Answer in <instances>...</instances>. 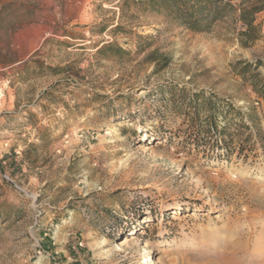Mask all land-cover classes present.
I'll use <instances>...</instances> for the list:
<instances>
[{"label":"rangeland","instance_id":"374dc122","mask_svg":"<svg viewBox=\"0 0 264 264\" xmlns=\"http://www.w3.org/2000/svg\"><path fill=\"white\" fill-rule=\"evenodd\" d=\"M254 21L196 34L139 0H0V264H263ZM199 92L236 111L229 153L184 123Z\"/></svg>","mask_w":264,"mask_h":264},{"label":"trees","instance_id":"16d2710c","mask_svg":"<svg viewBox=\"0 0 264 264\" xmlns=\"http://www.w3.org/2000/svg\"><path fill=\"white\" fill-rule=\"evenodd\" d=\"M141 2L142 8H148L151 12L157 15H162L168 19L169 23L177 28H184L192 33L205 34L209 33L213 26L220 22L227 15L240 11V20L247 27V30L242 32L241 37H248L251 35L252 31L256 28L254 25V17L257 14L264 12V0H139ZM236 2H240L239 8ZM157 54L154 52L152 54ZM161 58L167 62V58L161 55ZM260 63L256 64V67ZM248 65H245L247 67ZM202 103H199V102ZM221 100H218L220 102ZM216 102L213 99L205 97L204 93L199 92L193 95V98L189 100L190 109L193 111V116L190 117L187 113L185 117H190L185 119L184 123L188 122V129L190 135L194 134V138L200 142L212 140L211 137L220 136L222 139L218 145V140L216 144L212 146L213 151L215 149H224L226 153H229L230 144L234 140V134L228 133V124L230 121L228 119L231 112L235 110L229 109V115L227 116V111L222 110V108L216 107ZM203 106L209 107L210 111L202 119ZM228 108L232 107L227 104ZM237 120L240 122L238 129H243L247 122L236 115ZM221 118V120H220ZM202 120V121H201ZM249 120L255 121L254 117H249ZM225 121V125H221L220 122ZM233 122V120H232ZM229 134V135H228ZM251 135H247L245 141L250 139ZM107 233H114V229H107Z\"/></svg>","mask_w":264,"mask_h":264},{"label":"bare ground","instance_id":"6f19581e","mask_svg":"<svg viewBox=\"0 0 264 264\" xmlns=\"http://www.w3.org/2000/svg\"><path fill=\"white\" fill-rule=\"evenodd\" d=\"M243 251H244L245 254L248 252L247 248H246V249L244 248ZM248 253H249V252H248ZM248 253H247V254H248ZM242 256H243V255H242ZM244 257H246V256H244ZM237 258H238V257H237ZM237 258H236V260H233V264H240V263L242 262V260H239V258H238V259H237ZM252 258H253V257H252ZM252 258H251V259H252ZM245 259H246V258H245ZM251 259H250V260H251ZM255 260H256V259H255ZM255 260H254V261H255ZM257 260H258V259H257ZM257 260H256V261H257ZM263 260H264V259H263ZM226 261H227V260H226ZM256 261H255V262H256ZM250 262H251V261H249V262L246 261V264H252V263H255V262H252V263H250ZM260 263H261V261H260ZM255 264H256V263H255ZM263 264H264V263H263Z\"/></svg>","mask_w":264,"mask_h":264},{"label":"built area","instance_id":"2783aa9c","mask_svg":"<svg viewBox=\"0 0 264 264\" xmlns=\"http://www.w3.org/2000/svg\"><path fill=\"white\" fill-rule=\"evenodd\" d=\"M4 178H5V180H7L8 182L13 183V182L11 181V179H10L8 176H5ZM15 189H16L17 191L24 192L21 188H19V187L16 186V185H15Z\"/></svg>","mask_w":264,"mask_h":264}]
</instances>
